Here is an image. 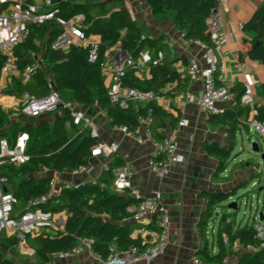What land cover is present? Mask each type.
Returning <instances> with one entry per match:
<instances>
[{
	"label": "trees",
	"instance_id": "trees-1",
	"mask_svg": "<svg viewBox=\"0 0 264 264\" xmlns=\"http://www.w3.org/2000/svg\"><path fill=\"white\" fill-rule=\"evenodd\" d=\"M58 1L61 2L60 17L68 20L78 14L85 16L87 36L99 40V60L90 62L89 50L86 48L73 47L68 51H52L51 42L58 33L56 22L34 27L31 38L18 49L17 53L22 59V66L31 64L33 60L26 57V51L38 52L37 43L45 42L47 44L44 55L45 69H40L27 84L21 80H14V89L7 90V93L21 95L29 92L37 98H45L49 95L48 73L63 98L70 97L75 103L86 107L96 104L107 115L112 127H125L128 133L137 134L141 126L138 118L141 117L150 120L153 137L163 141L169 128L173 130L178 128L179 118L155 102L146 105L132 102L128 108L112 104L101 69L107 53L116 47L126 52L134 61H138L143 53H149L152 59L150 77L139 78L134 69L128 68L123 80L124 86L161 96L163 91L172 85L167 92L168 95L175 91L181 93L189 78L183 77L175 68L177 60L170 57L169 47L163 42V38L146 36L125 8V0ZM146 2L157 17L173 13L175 24L184 33L186 40L213 47L207 19L212 10L218 7V0H146ZM244 30L255 35V39L248 45L249 56L264 65V5L244 25ZM161 53L164 54L163 58L159 57ZM2 65L3 60L0 58V71ZM218 73L215 74V78L217 84L221 85L217 78ZM243 93L244 90L239 95V102ZM262 94L264 96V84ZM257 111L256 120L264 123V107L258 106ZM71 113L69 110L53 124L43 122L32 126L16 123L12 125L10 132L2 134L15 137L19 132H27L30 135L29 163L13 168L9 172L13 192L18 201L16 211L40 208L54 215L67 214L63 229L52 228L35 238H28L37 263L50 264L53 257L72 253L84 240L91 242L94 254L102 260H106L113 249L122 254L130 253L135 248L147 249L149 244H144L141 237L133 236L138 225L131 221L132 215L129 212V208L139 200L118 195L114 190L113 169L124 166V161L118 154L115 155L110 170H103L97 181L74 185L71 188L67 183H63L54 200L34 205L36 200L49 194L54 180L52 176H38L42 170L47 169L56 173L79 171L89 165L92 150L100 143L98 138L91 137L88 130H82L72 123ZM249 114L250 109L240 106L239 103L238 109L225 107L222 114L210 116V124L225 126L231 140L229 149H223L217 144H207L208 155L218 161L216 172L218 178H221L232 163L241 119ZM6 118L7 115L0 112V130L4 128ZM246 126L249 130V126L247 124ZM254 136L255 133L251 132L249 139ZM236 166L237 164L234 167ZM260 176H252L251 180ZM237 195L238 191L234 194L230 191L208 196V208L199 223L205 246L197 252V256L207 263H221L225 257L232 254L233 245L238 242L243 248L250 246L256 249L255 252L244 250L238 264H264V241L257 239L254 227L256 222L248 221L243 226L230 221L231 215L228 213L227 204ZM30 202L33 204L28 208ZM220 209L223 210L221 215L217 213ZM234 215H237V212H234ZM216 221L219 252L212 255L208 247L209 226ZM225 236L230 240V247L224 244ZM0 241L9 250L21 244L18 237H9L3 232H0ZM0 264L15 263L0 251Z\"/></svg>",
	"mask_w": 264,
	"mask_h": 264
},
{
	"label": "built area",
	"instance_id": "built-area-1",
	"mask_svg": "<svg viewBox=\"0 0 264 264\" xmlns=\"http://www.w3.org/2000/svg\"><path fill=\"white\" fill-rule=\"evenodd\" d=\"M61 1L73 2V0ZM60 4L61 2L58 0H0V58L3 60L0 71V108L1 112L6 115L11 114L26 120H29V118L38 120L61 107L70 109L69 104L66 103L65 98L62 97L52 79H49L48 82L49 95L42 99L29 94V92H24L21 95L7 93V90L14 89V80H21L22 83L27 84L40 69H45L36 51H26V57L31 58L33 62L25 66H22V59L17 53L18 49L22 48L31 38L34 27L56 22L58 33L51 42L50 48L52 51H68L73 47L86 48L89 50L90 62L94 63L99 60V40L87 36L85 16L78 14L68 20L64 19L59 16ZM241 27L243 28L242 25ZM207 28L213 47L209 48L200 43L204 49L203 58L207 65L206 69L201 72L204 80V94L201 98H198L188 93L186 98L189 102L202 107L209 116H218L224 112V105L231 100L230 89L218 85L215 78V74L223 70V58L230 55V35L225 27L223 12L219 8V0L218 7L212 10L207 19ZM159 57L163 58L164 54L161 53ZM151 62L152 59L149 53H143L138 61H134L130 57L124 59L123 56H120L117 58L113 51L107 53L101 69L105 79L114 80L108 86V96L112 104H119L123 108H128L132 102L146 105L161 101V96L153 92H143L123 84L128 68H132L136 72L145 69L150 70ZM199 75V64L193 60L188 67V78L196 80ZM240 105L250 109L251 119L248 121L250 131L264 139V123L256 120L258 106L252 82H246ZM71 112L72 123L76 127L88 130L91 137L99 139L100 132L93 119L87 117L82 111L71 110ZM9 119H6L4 128L0 130V232L9 237H18L21 240L20 245L29 249V237L35 238L52 228L63 229L66 220L57 218L53 213L45 212L40 208L36 210L27 209L24 212L16 211L15 206L18 201L13 192L9 172L13 168H19L29 163L28 144L30 135L27 132H19L15 137L2 135L10 132L12 125L18 123L17 119L13 122ZM138 121L141 125L140 129L137 134L132 135L137 142L141 144L149 143L153 146L149 168L157 177L167 178L172 167L184 161L183 156L178 151L175 134L170 133L163 141H158L153 137L150 130V120L139 117ZM186 126H188L187 120H182L179 123V127ZM121 130L128 133L125 127H122ZM118 150L119 147L116 143L100 142L99 145L93 148L91 160L103 156H114L118 153ZM110 166V164H106L104 170L108 171ZM79 171L91 174L94 167L89 164ZM113 175L116 190L123 191L131 187L134 174L128 167H115ZM56 184V181L53 180L49 194L36 200L34 205L38 206L54 200L60 190ZM67 186L73 187L71 184H67ZM235 198L231 201L234 202ZM162 199V194L155 192L149 197L140 199L137 204L129 208L131 218L134 221L143 222L148 218L155 217L158 228L157 240L153 245L145 250L133 249L132 252L139 261L148 263L154 261L165 253L170 245V220L161 205ZM236 201L239 202L240 207L243 205L249 207L248 203L243 204V201L241 202L238 199ZM32 204L33 202H30L28 208ZM251 208H253V203ZM256 211L257 220L254 227L257 232V239L264 241V223L259 221V208H256ZM81 244H86L91 248L90 241L84 240ZM81 244L72 253L60 256H73L78 252ZM224 244L226 247H230V240L227 236L224 237ZM233 248H242L248 252L256 251L255 248L250 246L243 248L238 242L234 243ZM128 254L126 253V256ZM129 263L128 256L118 257L114 249L112 254L106 260H103V264ZM193 264H229V256L225 257L221 263H207L196 255L193 258Z\"/></svg>",
	"mask_w": 264,
	"mask_h": 264
},
{
	"label": "crops",
	"instance_id": "crops-1",
	"mask_svg": "<svg viewBox=\"0 0 264 264\" xmlns=\"http://www.w3.org/2000/svg\"><path fill=\"white\" fill-rule=\"evenodd\" d=\"M262 5H264V0H219V8L223 12L225 27L230 35V55L223 58V70H220L217 76L220 84L228 87L231 92V100L224 107L239 108V95L242 94L247 81L254 85L257 106L264 107L262 94L264 65L249 56L248 45L255 39V35L244 30V25ZM125 8L146 36L163 38V42L169 47L170 57L177 60L175 68L183 77L188 78V67L193 60L199 64L200 75L196 80L189 79L181 93L175 91L168 95V90L172 88V85L169 86L163 91L161 101L158 103L174 117L179 118V123L182 120L188 121V126H178L176 130L169 128L165 134V136L170 133L175 134L178 151L184 158L183 163L173 166L167 178L157 177L149 168L153 146L149 143L141 144L132 134L124 133L119 127H112L107 115L96 104L92 107H86L75 103L72 98L66 97L65 100L69 102L70 109L61 107L60 110L58 109L59 111L56 110L55 119L50 120L46 115L41 117L42 120L39 124L45 121L53 124L57 118L65 116L69 110L82 111L87 117L94 120L100 132L99 142L116 143L119 147L117 154L123 159L124 166L128 167L134 174L130 188L123 191L114 188L115 192L118 195L136 200L149 197L155 192L162 194L161 205L170 220V245L165 253L150 263L137 260L136 255L130 252L127 255L130 260L129 264H193V258L205 246L200 234L199 223L203 213L208 208V196L230 192L235 188L247 185L246 183L251 181L253 176L248 171H253L254 165L248 162L250 159L240 162L235 159L226 172L221 175V178L216 176L218 161L208 155L207 144H217L223 149H229L231 147L230 137L227 135L225 126L211 125L210 116L205 110L199 105L189 102L186 98L188 93L198 98L204 94V80L201 72L206 69L207 65L203 58V46L200 43L185 39L184 33L175 24L173 13L157 17L153 14L146 0H125ZM37 45L39 46L37 52L39 60L44 65L47 44L38 42ZM112 51L117 58L120 56L126 58L119 47ZM47 75L49 79H52L48 73ZM136 75L139 78H149L150 70L145 69L136 72ZM113 82L112 79H105L107 87ZM238 88L240 89L238 90ZM250 119V114L241 119L237 134H240L243 139L244 134H247L248 138L250 137L251 131L246 126ZM70 126L69 123L68 127ZM115 155L92 159L89 164L94 167V171L91 174L80 171H64L52 174V171L49 170L44 175H53L52 177L59 189L63 183L73 186L92 183L98 180L106 164H113ZM236 164L237 166L234 167ZM56 217L66 220L67 214L56 215ZM256 218L257 216L252 217L251 215L248 221L250 223L255 222ZM131 221L138 225L133 234L134 237H141L144 244L153 245L156 242L158 228L155 217L148 218L143 222H136L132 218ZM245 223L243 221L236 223V225L244 226ZM217 225L218 221L209 226L208 247L212 255L219 252L216 235ZM243 253L242 248H233L232 254L229 256V264H238ZM29 254L34 255V250L30 245ZM116 255L127 257L126 254L120 252H116ZM6 257L16 262L13 257L9 255ZM34 260L37 263L35 258ZM80 263L103 264V260L96 256L86 244H81L78 252L73 256H55L50 264Z\"/></svg>",
	"mask_w": 264,
	"mask_h": 264
},
{
	"label": "rangeland",
	"instance_id": "rangeland-1",
	"mask_svg": "<svg viewBox=\"0 0 264 264\" xmlns=\"http://www.w3.org/2000/svg\"><path fill=\"white\" fill-rule=\"evenodd\" d=\"M47 71H48V69H47ZM65 101H66V103H69L67 100H65ZM0 112H1V108H0ZM56 113H57V111L51 112L50 114L47 115V117H49L50 120H53L57 116ZM7 116H9L7 118L8 119L10 118L9 120L11 122H13V120L15 121L17 119V122L21 123L22 125L37 126L39 124V122L42 120L41 118L38 120H34L31 118H29V120H26V119H22V118L16 117V116L11 115V114L7 115ZM254 143H258L260 145L261 150H260L259 155L255 154L253 152L252 146ZM263 155H264V139H262L258 135H255L250 140L248 138L247 134H244V139H243V137L240 134L238 135L235 150H234L233 156L231 158V162L233 163L235 161V159L237 162H240L242 160L247 161L250 159L248 162H250L254 165V169H253V171L249 170L248 171L249 174L252 173L253 176H255V177H258L259 175H261V176L259 178H256V179H252L249 182V184L241 187L238 190V195L236 196V198L234 200L236 201V199L242 197L241 202L243 201V204L248 203L249 207H245V205H243L241 207V210L237 211V215H234V212H236V211L233 212V211L228 210V213L231 215L230 221H234L237 224L242 223L243 221L247 223L248 219L251 218V215H252V217L253 216L256 217V212H257L256 211V208H257L256 205H257L258 200H260V205H258L259 206V212L258 213H264V191H260V190H264V160L262 159ZM48 171L49 170H47V169L42 170L38 174V176H42L45 173H47ZM54 173L55 172L52 171V174H54ZM255 185H257V186L255 187ZM258 190L260 192H257ZM231 202H229L227 205H229ZM252 203H253V208H251ZM218 211H219V213H218L219 215H221L223 213V210H221V209ZM252 220H253V218H252ZM24 250H26V251H24ZM0 251L2 252V254L5 257H6V255L13 257V259H15V261H16V262L13 261L15 264H37L36 261L34 260L35 256L29 254V249L24 248V246H22V245L18 246L16 249H13V251H9V249L5 248L4 245L0 241Z\"/></svg>",
	"mask_w": 264,
	"mask_h": 264
},
{
	"label": "water",
	"instance_id": "water-1",
	"mask_svg": "<svg viewBox=\"0 0 264 264\" xmlns=\"http://www.w3.org/2000/svg\"><path fill=\"white\" fill-rule=\"evenodd\" d=\"M124 55L126 56V58H128L129 57V55L126 53V52H124ZM68 113V112H67ZM66 113V114H67ZM46 122V121H45ZM252 149H253V152L255 153V154H257V155H259L260 154V147H259V144L258 143H254L253 144V146H252ZM262 159L264 160V155L262 156ZM112 167V165L110 166V168ZM110 170V169H109ZM108 170V171H109ZM250 181V180H249ZM249 183V182H248ZM248 183H246V184H248ZM240 189V187H238V188H235L234 190H232V193L234 194L235 192H237L238 190ZM260 191H264V190H260ZM259 191V192H260ZM242 199V198H241ZM240 198H238V200H241ZM258 205H260V200H258V202H257V205H256V207L257 208H259V206ZM228 209L230 210V211H239V210H241V207H240V204H239V202H237V201H234V202H231L229 205H228ZM259 221L260 222H264V213H260L259 214Z\"/></svg>",
	"mask_w": 264,
	"mask_h": 264
}]
</instances>
